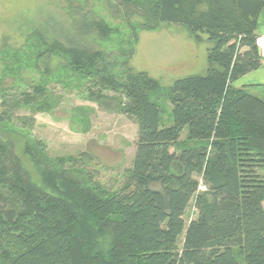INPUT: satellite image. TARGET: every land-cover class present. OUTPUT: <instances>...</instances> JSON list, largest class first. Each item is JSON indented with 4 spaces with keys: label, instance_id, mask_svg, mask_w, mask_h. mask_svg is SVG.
I'll use <instances>...</instances> for the list:
<instances>
[{
    "label": "trees",
    "instance_id": "1",
    "mask_svg": "<svg viewBox=\"0 0 264 264\" xmlns=\"http://www.w3.org/2000/svg\"><path fill=\"white\" fill-rule=\"evenodd\" d=\"M104 6L126 22L138 18L141 30L179 24L197 43L205 35L206 73L163 90L132 72L133 46L110 59L104 50L54 42L89 99L106 109L118 101L117 111L134 120V154L112 189L88 153L52 156L40 140L16 145L0 137V264H264V99L233 86L261 65L256 29L264 0ZM90 27L109 32L104 23ZM45 98L39 84L18 103L44 111ZM11 117L0 112V126ZM191 201L196 218L185 225Z\"/></svg>",
    "mask_w": 264,
    "mask_h": 264
},
{
    "label": "rangeland",
    "instance_id": "2",
    "mask_svg": "<svg viewBox=\"0 0 264 264\" xmlns=\"http://www.w3.org/2000/svg\"><path fill=\"white\" fill-rule=\"evenodd\" d=\"M92 23H104L107 36H100ZM140 23L135 17L126 22L114 8L107 9L104 0H0V112L12 115L0 126V137L16 145L40 140L52 156L88 153L95 159L92 168L99 180L108 188L117 187L120 173L133 158L137 125L117 111L118 101H107L110 109H106L89 99L84 81L72 76L65 57L52 49L54 42L77 45L104 50L114 59L118 49L133 46L132 72H144L163 90L177 79L206 73L211 44L205 35L197 43L182 25L164 23L145 31ZM39 84L46 91V110L18 103L20 94ZM166 110L164 118L170 107ZM185 135L183 130L181 139ZM258 173L264 178V172ZM197 180L201 192L204 186ZM183 218L185 225L196 218L192 201Z\"/></svg>",
    "mask_w": 264,
    "mask_h": 264
},
{
    "label": "crops",
    "instance_id": "3",
    "mask_svg": "<svg viewBox=\"0 0 264 264\" xmlns=\"http://www.w3.org/2000/svg\"><path fill=\"white\" fill-rule=\"evenodd\" d=\"M257 45L261 57V65L255 71L239 78L233 83L235 88H244L251 95L264 99V8L260 11L257 20ZM237 85V86H236Z\"/></svg>",
    "mask_w": 264,
    "mask_h": 264
}]
</instances>
